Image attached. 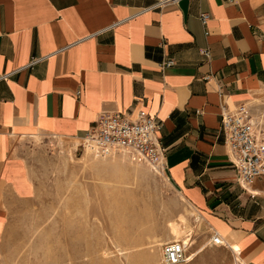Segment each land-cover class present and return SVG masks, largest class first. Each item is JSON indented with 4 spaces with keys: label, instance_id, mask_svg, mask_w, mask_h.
Masks as SVG:
<instances>
[{
    "label": "crops",
    "instance_id": "1",
    "mask_svg": "<svg viewBox=\"0 0 264 264\" xmlns=\"http://www.w3.org/2000/svg\"><path fill=\"white\" fill-rule=\"evenodd\" d=\"M160 1L0 0V256L10 213L35 192L20 142L80 143L99 113L144 108L194 215L242 264H264V178L241 187L221 132L223 105L254 114L264 99V0Z\"/></svg>",
    "mask_w": 264,
    "mask_h": 264
},
{
    "label": "rangeland",
    "instance_id": "2",
    "mask_svg": "<svg viewBox=\"0 0 264 264\" xmlns=\"http://www.w3.org/2000/svg\"><path fill=\"white\" fill-rule=\"evenodd\" d=\"M258 100L252 118L264 137V99ZM19 150L35 192L10 213L0 264H163L168 225L182 223L181 215L194 229L188 252L201 251L182 264H235L230 247L210 242L212 231L197 223L167 170L127 151L51 135L24 139ZM148 232L164 242L154 247L155 259Z\"/></svg>",
    "mask_w": 264,
    "mask_h": 264
},
{
    "label": "built area",
    "instance_id": "3",
    "mask_svg": "<svg viewBox=\"0 0 264 264\" xmlns=\"http://www.w3.org/2000/svg\"><path fill=\"white\" fill-rule=\"evenodd\" d=\"M176 1L178 0H162L157 6ZM210 18L209 13L200 15L204 27H207ZM203 53L208 54V50L204 49ZM44 59L45 57H34L28 66ZM166 64H173V60H168ZM8 76L10 74H4L1 78ZM252 116L246 103L238 104L234 109L222 106L221 132L228 147L230 161L237 171V180L243 188L264 178V137ZM163 124L162 120L150 116L144 108H140L135 115L104 111L96 117L94 125L83 138V144H95L111 152L127 151L150 165L166 169L167 148L162 145L159 136ZM212 237L214 245L224 243L218 233L215 232ZM188 258V245L184 241L163 244V264H182Z\"/></svg>",
    "mask_w": 264,
    "mask_h": 264
},
{
    "label": "bare ground",
    "instance_id": "4",
    "mask_svg": "<svg viewBox=\"0 0 264 264\" xmlns=\"http://www.w3.org/2000/svg\"><path fill=\"white\" fill-rule=\"evenodd\" d=\"M259 100L257 99V100H255V103H257ZM153 166V165H152ZM156 170H158V171H161V169H160V167H158V166H153ZM184 199V198H183ZM184 201V200H183ZM194 217H196V221H197V223H201L202 222V216L200 215V214H197V215H194ZM178 219V218H177ZM181 219V220H180ZM180 221L182 222V223H180V222H175V221H173V222H171L168 226H169V230H168V232H169V240H168V242H172V241H184L187 245H188V251H189V249L190 248H193V246L195 245V239H194V237H193V232H194V229L192 228V227H190V226H187V225H183V223H184V221H185V217H184V215L182 216H180ZM174 220H176V219H174ZM185 224V223H184ZM190 225V224H189ZM198 225V224H197ZM151 227H149V229H150ZM195 228V227H194ZM152 229V228H151ZM151 232H152V230H151ZM154 232V231H153ZM152 234V233H151ZM149 232H148V235H149V237L150 236H153V235H155L156 234V232H154L153 233V235H151ZM213 235V234H212ZM148 237V238H149ZM151 238V241H149L148 240V246H147V248L149 249V251H150V255H151V258H153V259H155L156 258V253H155V246H160V245H162L164 242L163 241H159V240H153V238L152 237H150ZM223 238V237H222ZM212 239H213V237L211 238V241L210 242H212ZM167 242V241H166ZM167 242V243H168ZM223 244H221V245H219V246H227V247H230L232 250H233V252L235 253V256H236V262H235V264H241V260L239 259V256H238V251H239V248L237 247V245H235V244H226V241H225V239L223 238ZM203 251V250H202ZM199 252H201L200 251V249L198 250V249H195V250H193L192 252L190 251V253L188 252V256H189V258H188V261L187 262H191L193 259H195V257H197V255L199 254ZM161 256H162V251H161Z\"/></svg>",
    "mask_w": 264,
    "mask_h": 264
}]
</instances>
